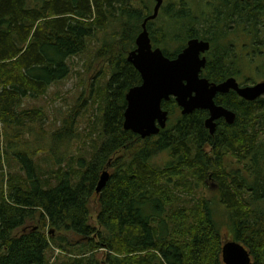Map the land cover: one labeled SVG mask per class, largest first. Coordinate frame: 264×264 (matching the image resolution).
I'll return each instance as SVG.
<instances>
[{"label": "trees", "instance_id": "1", "mask_svg": "<svg viewBox=\"0 0 264 264\" xmlns=\"http://www.w3.org/2000/svg\"><path fill=\"white\" fill-rule=\"evenodd\" d=\"M133 2L0 0V264H50L56 249L69 256L54 264H102L95 257L100 250L106 252L105 264H223L224 225L230 240L250 253L252 264H264V98L248 102L234 94L219 100L235 112L236 122L220 125L213 136L204 126L206 112L178 115L173 98L163 103L169 121L158 136L142 139L125 131L126 94L142 83L127 56L153 14L151 2ZM218 2L228 11L235 0ZM162 10L179 44L164 54L175 58L188 40H210L214 49L206 75L222 81L230 71V47L224 44L229 30L221 26L237 16L226 11L224 17L209 18L204 8L198 15L185 1ZM251 22L258 39L264 14L258 12ZM114 24L120 29L114 36L117 46L105 44L99 54L108 59L112 73L100 98L105 105L98 135L104 141L91 161L79 160L78 172L61 167L42 175L35 153L15 146L40 117L37 110L23 109L25 101L66 80L69 61ZM162 35L161 40L151 30L152 43L164 44L168 35ZM73 124L52 137L56 165L64 163L56 155L59 146L75 138ZM10 155L24 176L5 173L3 163ZM165 156L163 165L155 163ZM108 169L110 180L97 194ZM209 181L218 187L211 199L187 198L200 196ZM94 201L100 231L90 222Z\"/></svg>", "mask_w": 264, "mask_h": 264}, {"label": "rangeland", "instance_id": "2", "mask_svg": "<svg viewBox=\"0 0 264 264\" xmlns=\"http://www.w3.org/2000/svg\"><path fill=\"white\" fill-rule=\"evenodd\" d=\"M142 1L145 4L151 2V10L154 9V0ZM184 1L198 15L203 11L199 12V9L204 8L205 11H209V7L211 6L209 5L211 0H164L163 6L169 7L170 5ZM133 3L137 4V0H134ZM216 5L218 6L219 4L216 3ZM170 26L173 25L170 24L166 13L162 10L155 21L154 28L152 27L153 29H150V32L151 30L157 31V37L162 40L161 36L163 37L162 34L165 31L168 38L164 44L158 46L152 43L154 48L174 52L175 48L179 47V44L173 39V28H170ZM119 30L117 24H114L109 26L105 31L98 32L95 37L89 40L86 52L69 61L71 74L66 80L54 84L44 96L25 101L23 109L37 110L40 112V117L35 124L29 126L30 128L27 127L28 129L24 131L23 136L15 143V146L18 151L35 153L33 159L35 164L39 166L42 175L57 172L61 167L63 171L73 169L75 172H78L79 160L91 161L97 148L103 143L104 140L99 137L98 133L102 126V113L100 110L103 111L105 104L103 105V101L100 98L102 97L103 99V96H105V89L112 73L108 59L100 57L99 54L105 48V44L113 45L116 43L117 46L119 37L114 38V36ZM259 39L262 42L264 41V28L261 30ZM262 44L264 47V43ZM243 55L239 54V58L245 57ZM253 63L251 68L244 65L240 68L246 77L243 83L247 85H254V83L264 80V55L259 56L256 62ZM177 114L179 115L180 111ZM177 114L172 118L176 119ZM72 121L74 122L73 132L75 138L62 143L56 151V155L59 158L61 157L64 162L62 166H59L56 165L54 157L51 154L54 146L52 137L65 125L67 127L71 126ZM167 160L168 156L159 157L155 163L163 165ZM3 167L6 174L24 176L21 166L11 155L4 161ZM108 171L111 173L110 169ZM55 178L56 175H53L51 180L55 182L53 180ZM203 188L200 191V196L187 198L189 200L192 198V202H196L199 199L209 200L218 189L215 181H209ZM96 203L94 201L91 204L90 222L91 225L100 231L101 227L97 222ZM31 226H34V224ZM44 229L51 237L52 234H49L48 228ZM221 235L225 241H230L232 234L228 225L222 227ZM66 237L69 241L73 242L71 236L66 235ZM74 240L76 241V239ZM68 256L62 255L57 249L53 250L50 252V264H54L59 259L62 261L63 258ZM95 257L96 260L105 264L106 252L104 250L97 252Z\"/></svg>", "mask_w": 264, "mask_h": 264}, {"label": "water", "instance_id": "3", "mask_svg": "<svg viewBox=\"0 0 264 264\" xmlns=\"http://www.w3.org/2000/svg\"><path fill=\"white\" fill-rule=\"evenodd\" d=\"M153 14L145 19L142 32L136 39V50L129 53L127 61L140 74L142 83L131 88L126 94L124 130L142 139L158 136L168 126L169 112L163 103L175 99L182 116L194 112L208 111L210 116L205 127L213 136L217 131V121L224 119L234 125L236 114L215 103L218 94L235 91L242 99L255 102L264 97V82L241 88L234 79L219 85L201 77L207 60L202 57L210 50V44L192 39L176 59H169L159 48L154 49L147 24L158 18L164 0H154ZM108 170L102 172L96 187L100 194L110 180ZM223 264H252L247 249L239 242L226 241L222 247Z\"/></svg>", "mask_w": 264, "mask_h": 264}, {"label": "flooded vegetation", "instance_id": "4", "mask_svg": "<svg viewBox=\"0 0 264 264\" xmlns=\"http://www.w3.org/2000/svg\"><path fill=\"white\" fill-rule=\"evenodd\" d=\"M218 1L219 0H211L210 1L209 5H211V6L209 7V11H207L209 18L215 17V15H219L221 17H224V14H226L227 10L224 9L222 6V3H219ZM216 3H218L219 5L217 6ZM231 6H232V8H230L227 11V14L231 13V14L237 16V19L233 22L231 21L230 25H224V26L222 25L221 26V28H224V29L228 28V30H229V35H227L226 41L224 42V44L229 45V47H230V49L228 51V53L230 54V58H229L230 60L227 62V64L230 66L229 67L230 71H229L228 75H226V77L220 78L222 81H219V82L213 81V79L215 78L214 75H211L210 78L207 77L206 70H207V67L209 64V59L211 57V53H212L214 48H213V43L210 40L209 41L203 40V41H206L210 44V50L208 52H206L204 55H202V57L206 58L207 64H206L205 69L201 73V77L204 79H207L210 83L217 84V85L224 83L230 79H234L241 88L255 86L259 83H263L264 80L257 82V83H254V85H247V84L243 83V80H245L246 77H245V74L243 73L242 69H240V68L243 65L251 68L254 64L253 62H256V60L258 59L259 56L264 55V47L262 44V43H264V41L263 42L260 41L258 37H257L258 39H256V37H255L256 31L255 30L257 28L254 26L255 25L254 22L250 23V17L254 18L256 16V14L260 11L262 14H264V0H235V2H233V4ZM148 32H149V36L151 39L150 30H148ZM189 41L190 40H188V42ZM188 42H187V44H188ZM187 44H186V47H187ZM154 49H157V48H154ZM184 49L182 50V52L184 51ZM134 50H136V48ZM182 52H180V53H182ZM239 54H241V55L244 54L243 56H245V57H241V59H240ZM178 55L175 58H169V57L168 58L173 60V59H176L178 57ZM234 94L236 96H238L240 99H242L235 91L231 90L227 94H218L215 98V103L219 106L224 107L223 105L219 104V100H221L222 98H224L226 96L233 97ZM262 98H264V97H262ZM173 100L175 101V99H173ZM242 100H244V99H242ZM244 101H246V100H244ZM175 103H176V101H175ZM224 108H226V107H224ZM228 110H230V109H228ZM179 111L181 113L180 108H179ZM199 111H203V110H199ZM230 111H232V110H230ZM203 112L207 113L206 119H208V117L210 116L209 112L208 111H203ZM232 112H234V111H232ZM206 119H205V121H206ZM205 121H204V126H205ZM223 124H225V125L227 124L224 119L217 121V129L219 128L220 125H223Z\"/></svg>", "mask_w": 264, "mask_h": 264}, {"label": "bare ground", "instance_id": "5", "mask_svg": "<svg viewBox=\"0 0 264 264\" xmlns=\"http://www.w3.org/2000/svg\"><path fill=\"white\" fill-rule=\"evenodd\" d=\"M133 51V50H132Z\"/></svg>", "mask_w": 264, "mask_h": 264}]
</instances>
